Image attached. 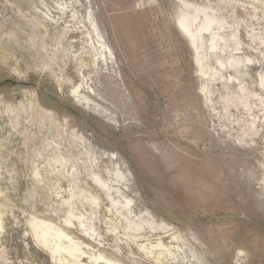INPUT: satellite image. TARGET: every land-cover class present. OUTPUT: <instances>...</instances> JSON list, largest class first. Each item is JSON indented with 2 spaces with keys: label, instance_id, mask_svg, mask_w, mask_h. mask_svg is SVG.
I'll return each mask as SVG.
<instances>
[{
  "label": "rangeland",
  "instance_id": "374dc122",
  "mask_svg": "<svg viewBox=\"0 0 264 264\" xmlns=\"http://www.w3.org/2000/svg\"><path fill=\"white\" fill-rule=\"evenodd\" d=\"M0 264H264V0H0Z\"/></svg>",
  "mask_w": 264,
  "mask_h": 264
}]
</instances>
